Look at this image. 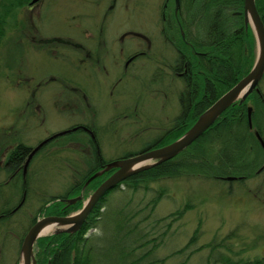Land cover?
<instances>
[{"label": "trees", "instance_id": "1", "mask_svg": "<svg viewBox=\"0 0 264 264\" xmlns=\"http://www.w3.org/2000/svg\"><path fill=\"white\" fill-rule=\"evenodd\" d=\"M27 1L10 0L8 4L1 6L0 44L3 41L5 19L13 14V9L24 3L31 5ZM178 4V22L182 36L179 28L175 26L168 28L165 36L172 41L177 53L182 54L192 72L190 77L186 76L183 80L184 91L181 92L183 94L180 95L178 104L180 119L175 118L164 130L138 149L124 151L118 157L134 154L147 147L164 145L177 138L201 111L245 75L252 65L255 41L250 26L243 22L242 0H178ZM254 4L264 27V0H254ZM48 41L56 40L50 38ZM188 102L190 112L182 122L181 116L186 112ZM248 106L250 127L246 115ZM262 112L263 104L258 93H252L250 98L246 96L241 102L234 101L176 155L128 176L107 190L76 231L49 233L37 237L33 245L35 263L163 264L167 258L177 255L187 259L193 251L190 247L197 239V228L181 247L172 249L163 256L156 255V251L164 243L166 236L171 234V224L179 220L191 205L186 202L167 214L154 217L153 210L164 194V187L155 190L139 208H136L131 202V196H126V193L133 194L139 189L148 191L151 183L176 177L206 178L230 185L232 181L243 184L252 179L258 174L256 169L262 156L260 144L254 134H261ZM79 132L80 135L64 139L63 142H59L61 137H58L56 142L48 145L60 147L66 143H74L79 145L77 150H85L89 142ZM47 146L40 149L32 162ZM28 148L21 142L8 149V157L14 162V166L19 165ZM80 156L85 168H77V162H72L70 182L61 194L46 195V189L36 184L38 175L43 171L38 170V165L37 168H31L30 164L23 179L19 172H9L7 190L3 193L0 187V201L3 202L0 203V246L6 244L7 237L21 225L16 253L19 254L22 237L38 215H65L78 209L82 197L73 203L60 199L75 197L81 190L83 192L94 189L110 173V170L105 171L82 187L84 181L108 158L88 156L86 152ZM120 185L123 186L122 189ZM16 202L21 204L20 209L8 214L6 209ZM32 203L35 204L34 207L30 206ZM28 205L31 210L26 212ZM25 220L28 223L26 228ZM235 231L233 229L227 236H232ZM204 247L208 251L205 259L207 264H264V256L246 258L233 253L225 237L217 242L211 240L197 248ZM0 259L2 264L3 256ZM182 262L184 260L178 264ZM12 264H18V259Z\"/></svg>", "mask_w": 264, "mask_h": 264}, {"label": "rangeland", "instance_id": "2", "mask_svg": "<svg viewBox=\"0 0 264 264\" xmlns=\"http://www.w3.org/2000/svg\"><path fill=\"white\" fill-rule=\"evenodd\" d=\"M9 1L0 0V10L1 6L8 4ZM161 2L162 0H115L114 8L110 11L113 13H107L104 18L105 36L116 38L117 36L110 34L119 35L134 28L133 31L151 38L152 46L158 49L161 47L157 39H160L158 18ZM108 3L109 0H36L30 9L24 3L21 7L13 9V14L5 19L3 41L0 44V151L4 152L14 141L34 145L50 131H57L70 123L91 122L92 112L85 109L82 101L78 107L76 104L73 107L66 106L58 99L61 97L58 95L54 104L52 92L68 81L79 87L88 85L94 91H97V88L86 77L85 69L77 61L81 53L71 51L69 45L60 46L57 44L61 42L48 39L67 38L83 43L86 37L92 38L91 35H82L81 30L90 25L91 21H97L100 12ZM96 36L97 34L94 35ZM130 38L128 36L123 38V42L130 41L124 44L136 46L138 41L134 37ZM61 57L66 61H62ZM108 61L107 58L106 62ZM138 63L144 75H151L157 62H151V66L150 63ZM77 65L79 67L76 70L74 66ZM151 67L153 68L150 69ZM114 70L111 69L112 72ZM50 76L56 77V81L53 79L36 87L35 83L40 78L47 79ZM166 77L168 87L162 84L161 79L154 83L150 90L138 86L132 79H126L118 85L119 89L127 90L133 95L135 93L133 104L135 103L136 107L132 104L124 108L133 100L125 101L113 111L105 106L104 112L101 110L97 115V123L104 127L105 132L110 130L105 129L106 121L116 116V128L119 130L115 141H113L115 138L108 136L107 133L101 136L100 151L105 158L138 149L169 125L172 113L170 118H163L164 109L161 107L162 105L165 107V114L169 116L166 106L175 108V89L180 84L174 83L170 74ZM33 87L36 89L32 91ZM42 87L46 88L42 98L36 100L40 93L39 88ZM100 94L105 95L104 91ZM96 101L98 103V99ZM101 102L102 100L99 103ZM78 147L79 145L74 143H66L60 147L48 145L31 163L30 167L38 165V170L44 171L38 175L36 184L46 189V195L61 194L66 190L71 179L69 173L72 170V162H77V168H85L80 155L86 151L77 150ZM0 178L2 180V176ZM149 186L148 191L139 189L133 194L127 192L126 196H131V202L139 208L155 190L164 187V194L153 210L154 217L167 214L186 202L191 205L179 220L171 224V234L167 235V240L165 239L158 247L156 255L163 256L172 249L181 247L192 231L198 229L197 239L190 247L193 251L189 257L183 259L180 255L173 256L167 258L163 264H178L182 260L184 262L181 264H207L206 247L200 249L197 247L211 240L217 242L224 237L231 251L238 256L246 258L264 256V172L243 184L232 181L230 185L227 182L206 178L176 177L163 179ZM122 187L120 185L121 189ZM92 190L83 191L82 201ZM30 206L34 207L35 204L32 203ZM31 207L28 205L25 208L26 212L31 210ZM40 216L42 215H38ZM27 225L25 220L24 228ZM21 229L22 226L18 225V230L7 237L8 242L0 246L3 263L12 264L16 259L19 260V254L16 253ZM233 229H236L235 233L227 236ZM231 257L234 258V255L231 254Z\"/></svg>", "mask_w": 264, "mask_h": 264}, {"label": "flooded vegetation", "instance_id": "3", "mask_svg": "<svg viewBox=\"0 0 264 264\" xmlns=\"http://www.w3.org/2000/svg\"><path fill=\"white\" fill-rule=\"evenodd\" d=\"M114 4H115V0H109L108 5L104 7L103 8L104 10L102 9V11L100 12L98 20L91 21L90 25H87V27H84L81 30L82 35L84 36L91 35L92 38L89 39V37H86V40L83 43H79L77 41H73L67 38L64 40L59 38L55 39L56 41L61 42V44H57V45L60 46L69 45L71 51L77 54L81 53V56H78L77 61L78 63L82 64L83 69H85L86 77L94 83V86L97 88V91H94L88 85L79 87L77 85L71 84L69 81L66 83L62 82L63 83L62 86H58L57 88H55V91L52 92L53 102L54 104H56L55 99H57L58 95L62 97V98L59 97L58 99H61L62 104L66 106L72 105L71 107H73V105L76 104V107H78V105L80 106V103L82 101V104L85 106V109L87 110L89 109L92 112L91 122L85 121V122L70 123L66 127L61 128L57 131L54 132L50 131L43 138L39 139L34 145L31 146L26 145L29 148L27 152L24 153V155H22L23 159L17 166L13 165L14 162L11 161V159L8 157V154L11 148L21 143L20 141H14L12 142V144H9L8 145L9 150L6 149L4 150V152L0 151V176H2V180L0 178V187L3 190V193L7 190L6 188H8L9 186L8 184V179L10 178L9 172L12 173L19 172L21 178L23 179L26 171L29 170V165L32 162V158L40 152V149L42 147H46L51 142L52 143L56 142L58 137H61L59 142H63L64 139L67 140V138L69 139L74 136L80 135L79 131H81L83 137L89 142L84 150L86 151L88 156H96V157L103 156L100 151V145H99V142H101V138H102L101 136H103L104 134L106 135L107 133L108 136L117 138L118 136L117 133H119V130L116 128V123H117V120L115 121L116 116H113L109 118L108 121H106L105 129H110V130L109 132H105L104 127L97 123L98 122L97 115L101 112V110H103L104 112L105 106L109 107L110 111L111 110L113 111L118 107V105L121 106V104H123L125 101L133 100L130 104L124 106V108H128L133 104L135 93L133 92L134 93L133 95L131 94V92L127 90L119 89L118 86L121 82H123L126 79L135 80L138 86L140 85L142 86V88H146L150 90L153 87V84L156 83L159 79L162 80V84L164 83L165 86L168 87V83H167L168 78L166 76H169L170 74V77L173 79L174 83L180 84L179 87L175 89L176 106L175 108H172L169 105L168 107L166 106V111L169 114V116H166L165 107L162 105L161 108L164 109L162 111V115L163 118L166 117L170 118V114L172 113V117L169 119L170 122H172L175 118L180 119L178 104H179L180 95L183 94L181 92L184 91L183 80L185 79L186 76L190 77V74H192V72L188 68V64L183 58L182 54L177 53V49L174 47L172 41L167 39L165 36V32L166 30H168V28H172L173 26L179 28L180 26L178 22L179 4H177V7L175 8L174 0H162L161 2L159 8V18H158L159 19L158 35H160V39L157 38L159 41L158 44L161 47H159L158 49L154 48L155 46H152L151 38L146 37V35L140 32L133 31L132 29L134 28H130L127 31L120 33L119 35L110 34L117 36L116 38L109 37L108 35L107 37L105 36L103 32L104 18L106 17L107 13H111L110 11L114 8L113 6ZM31 7L32 5H29L28 9H30ZM87 18H89V16H87ZM179 31H180V35L182 36V32L180 28ZM96 34L97 36L94 37V35ZM127 36L131 38L134 37L138 41V44L136 46L125 45L130 43V41H126V40L123 42V38ZM107 58L109 59L108 63L106 62ZM60 59L62 61H66L63 60L62 57ZM138 62L141 63L145 62L148 64L150 63V66H151V62H157V63L151 75H144L142 68L141 66H139ZM74 67L77 70L79 66L77 65ZM112 68L115 69L114 72L111 71ZM152 68L153 67H151L150 69ZM53 79H55L56 81V77L53 76H50L47 79L40 78L39 81L35 83V85L36 87H38L40 86V84L53 81ZM36 87H33L32 91L36 89ZM45 89L43 87L39 88L40 93L39 96L36 98V100L42 98V94L44 93ZM103 91L105 94L104 96L100 94ZM252 93H258L261 102L263 104V112L261 113V122H260L261 134L258 133L260 141L256 138L260 144L261 153H262V156L260 157L261 160L260 165L256 169V172H258L259 174L264 172V77L261 76V78L259 79L256 85V89H253L247 95V97L249 96L250 98ZM165 95L163 97L166 98ZM97 99H98V103L100 102V100H102V102L98 104L96 101ZM74 101L75 103H71ZM133 105L136 107L135 103ZM189 107L190 104L188 102L186 112H184L181 116L182 122H184L185 117L190 112ZM168 108L172 111H170ZM146 117L148 116H145V118ZM135 119L136 117L134 116L133 121H135ZM62 130H68V131L65 132L64 134L51 138L31 155L26 165L25 171L23 173L22 171L23 163L27 155L29 154L30 150L32 149V147L35 146L44 138H47L50 135ZM116 138L113 141H115ZM149 148H154V147H147L142 150ZM118 156L121 155H116L112 158H108L106 162L115 158H120ZM106 162L102 163L100 166L102 167ZM34 167L37 168L36 165ZM109 170L111 172L113 169H109ZM82 193L83 192L81 190L79 193L81 197H82L81 195ZM0 203H3L2 200L0 201ZM20 205L21 204L19 202H16L10 208H7L6 212L8 214H12L20 209Z\"/></svg>", "mask_w": 264, "mask_h": 264}, {"label": "water", "instance_id": "4", "mask_svg": "<svg viewBox=\"0 0 264 264\" xmlns=\"http://www.w3.org/2000/svg\"><path fill=\"white\" fill-rule=\"evenodd\" d=\"M35 1L36 0H30L29 4H32ZM174 3V7L176 8L178 4L177 0H174ZM242 15L243 22L245 25L250 26L255 41L254 59L247 73L201 111L193 123L177 138L158 147L141 150L128 156L112 159L106 162L98 170L94 171L84 181L82 187L86 186L87 183L96 176H99L109 169H113L104 179H102L101 182L98 183L85 200L81 202L78 209L65 215H42L36 218L27 228L20 242L18 264H36L33 256V245L37 237L43 236L38 235V232L44 224L49 222L57 224V228L51 233H71L76 231L97 200L107 190L113 188L128 176L176 155L196 139L206 128H208L227 106L236 100L239 102L243 101L253 89H256V85L264 71V27L255 8L254 0H242ZM249 114L250 106L246 109L247 123L250 127ZM67 131L68 130H62L56 132L33 146L23 163V173L31 155L38 150V148L51 138L64 134ZM254 134L260 141L258 133L254 132ZM229 178L230 177H226V179ZM80 198L81 196L77 195L75 197L60 200L66 201V203H73Z\"/></svg>", "mask_w": 264, "mask_h": 264}, {"label": "bare ground", "instance_id": "5", "mask_svg": "<svg viewBox=\"0 0 264 264\" xmlns=\"http://www.w3.org/2000/svg\"><path fill=\"white\" fill-rule=\"evenodd\" d=\"M55 228H57L56 223H54V222L46 223L39 229L38 235L47 234V233L53 231Z\"/></svg>", "mask_w": 264, "mask_h": 264}]
</instances>
